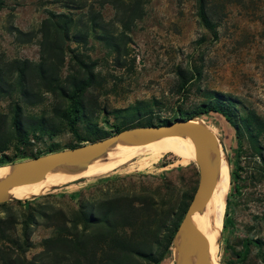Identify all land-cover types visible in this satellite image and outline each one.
<instances>
[{
	"label": "rangeland",
	"instance_id": "1",
	"mask_svg": "<svg viewBox=\"0 0 264 264\" xmlns=\"http://www.w3.org/2000/svg\"><path fill=\"white\" fill-rule=\"evenodd\" d=\"M0 2V78L14 84V75L6 74L4 65L12 60L38 63L36 32L40 22L49 11H66L56 0ZM205 2L212 31L198 18L199 0H144L142 17L132 21L128 29L116 24L109 6L99 9L94 3L119 51L94 34L85 43L67 42L65 47L69 49L58 76L66 86L67 78L78 69L76 59L92 71V84L82 98L85 119L76 125L84 140L81 145L90 143L94 128L111 132L112 126L172 122L179 112H190L207 102L212 93L229 98L239 116H251L250 128L241 125L238 135L220 115H201V119L215 127L229 171L225 202L230 222L223 228L222 220L214 259L217 264H264V0ZM77 30L83 31L79 27L72 31ZM16 31L31 32L34 38L27 44L17 43ZM36 94L39 99L32 105H27L16 91L0 94V114L7 119L18 104L25 118L43 116L51 126L44 134L29 135L28 142L18 147L25 157L1 166L41 156L51 146L63 150L76 143L54 112L57 107L64 108L62 99L42 91ZM14 148L10 143L6 154H13ZM152 154L151 150L103 175L81 177L40 196L5 198L0 203V218L5 217L7 209L16 222L7 240H21L26 225L30 248L23 256L28 260L39 252L42 240L53 233L50 222L40 214H52L50 208L70 213L81 200L97 202L109 196L152 202L157 211H171L175 225L196 187L197 168L192 160L182 163L168 153L155 163L149 161L141 170L135 169L139 160ZM160 242L154 247V262L135 259V264H174L172 244L165 252ZM0 245L12 248L6 241H0Z\"/></svg>",
	"mask_w": 264,
	"mask_h": 264
},
{
	"label": "trees",
	"instance_id": "2",
	"mask_svg": "<svg viewBox=\"0 0 264 264\" xmlns=\"http://www.w3.org/2000/svg\"><path fill=\"white\" fill-rule=\"evenodd\" d=\"M56 2L66 12L49 11L40 22L36 32L39 35L38 63L31 64L27 60H12L6 63L5 72L14 75L15 81L14 84H10L0 78V94L8 95L16 91L27 105L38 101L36 99H39V96L37 98L36 93L39 91L58 95L65 106L63 109L57 107L54 112L65 122L68 131L76 139V143L70 147L73 148L84 142L77 133L76 125L85 119L82 98L86 89L92 84L93 74L88 65L75 58L78 69L74 75L67 78L66 86L60 83L59 70L64 53L69 49L65 47V43H85L88 36L94 34L97 39L105 40L108 46L114 47V51L118 53L119 47L114 36L104 29L101 12L96 11L93 4H98L99 9L109 6L114 11L116 24L128 29L132 21L142 17L144 0H96L95 2L56 0ZM205 3V0H199L198 18L206 29L212 31L206 16ZM1 4L0 2V8ZM78 27L83 31H72ZM33 38L31 32L16 31L15 33V41L20 44L30 43ZM29 81H32L31 86ZM236 111L235 104L229 98L212 93L207 102L200 103L190 112H179L178 118L217 114L223 117L238 135L241 125L246 130L250 128L252 117L239 116ZM168 123L170 122L162 121L158 124L147 122L136 127ZM47 127L51 126L43 116L35 119L25 118L18 104H14L10 119L0 114V166L25 157L22 156L24 152H20L18 147L28 142L29 135L44 134L48 130ZM129 128L133 127L112 126L111 132L94 128L92 139L88 142L103 139ZM10 143L15 145V152L7 155ZM55 151L60 150L51 146L47 152ZM233 191H237L236 187ZM225 207L223 228L230 222L227 200ZM50 210L52 214H40V217L50 222L53 233L42 240L39 252L27 260L23 255L30 248V232L26 231L25 225L21 240L17 238L7 240V233L13 229L16 222L9 210L5 209V217L0 218V241L8 242L12 248L0 245V264H135V259L154 262V247L161 245L160 241H162L164 251H168L176 224L182 218H178L173 225L171 211H157L152 202L127 200L122 196H109L97 202L81 200L70 213L56 208Z\"/></svg>",
	"mask_w": 264,
	"mask_h": 264
},
{
	"label": "water",
	"instance_id": "3",
	"mask_svg": "<svg viewBox=\"0 0 264 264\" xmlns=\"http://www.w3.org/2000/svg\"><path fill=\"white\" fill-rule=\"evenodd\" d=\"M172 136L183 137L189 142L198 174L194 192L173 235L171 247L174 262L213 264L208 243L195 220V214L210 199L216 185L222 145L201 119V115L177 118L167 125L124 129L90 143L14 162L0 179V203L9 198L6 193L10 189L35 182L56 166L82 167L114 146H141Z\"/></svg>",
	"mask_w": 264,
	"mask_h": 264
},
{
	"label": "bare ground",
	"instance_id": "4",
	"mask_svg": "<svg viewBox=\"0 0 264 264\" xmlns=\"http://www.w3.org/2000/svg\"><path fill=\"white\" fill-rule=\"evenodd\" d=\"M206 125L211 132L217 136L215 127L211 123ZM151 150L153 154L145 160H139L134 166L136 170L145 168L149 161L153 163L157 162L163 155L168 153L177 156L178 161L182 163L190 160L193 161V154L189 142L185 138L178 136L163 138L141 146H114L107 150L101 157L87 162L82 167L56 166L37 181L10 189L6 193V196L15 200H26L35 196H40L51 189L69 184L81 177H97L103 175ZM8 170L9 166H0V179ZM228 184V166L224 154L220 152L219 174L214 190L207 203L195 214V220L199 224L208 243L213 264H217L214 257L217 237L222 226Z\"/></svg>",
	"mask_w": 264,
	"mask_h": 264
}]
</instances>
